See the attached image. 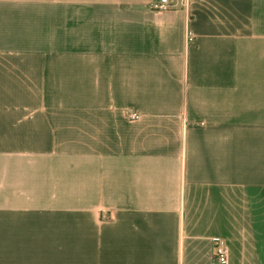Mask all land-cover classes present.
I'll list each match as a JSON object with an SVG mask.
<instances>
[{
	"label": "crops",
	"instance_id": "1",
	"mask_svg": "<svg viewBox=\"0 0 264 264\" xmlns=\"http://www.w3.org/2000/svg\"><path fill=\"white\" fill-rule=\"evenodd\" d=\"M156 1L0 0V264H264V0Z\"/></svg>",
	"mask_w": 264,
	"mask_h": 264
},
{
	"label": "built area",
	"instance_id": "2",
	"mask_svg": "<svg viewBox=\"0 0 264 264\" xmlns=\"http://www.w3.org/2000/svg\"><path fill=\"white\" fill-rule=\"evenodd\" d=\"M181 0H158L152 4V9L161 13H171L177 10V6ZM188 0L184 1L187 6ZM191 33H189V36ZM191 40V38H190ZM140 115L138 113H129L130 120H138ZM214 257L218 264H229V249L225 241L216 239L214 241Z\"/></svg>",
	"mask_w": 264,
	"mask_h": 264
}]
</instances>
